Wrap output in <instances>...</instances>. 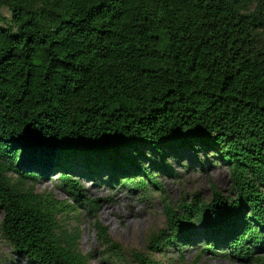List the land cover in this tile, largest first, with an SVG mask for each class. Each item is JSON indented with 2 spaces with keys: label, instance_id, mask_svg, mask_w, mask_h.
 Returning <instances> with one entry per match:
<instances>
[{
  "label": "trees",
  "instance_id": "trees-1",
  "mask_svg": "<svg viewBox=\"0 0 264 264\" xmlns=\"http://www.w3.org/2000/svg\"><path fill=\"white\" fill-rule=\"evenodd\" d=\"M0 237L29 264H91L62 227L59 183L94 208L80 178L159 192L152 249L199 247L264 264V0H0ZM0 22H6L0 15ZM212 154L231 196L166 199L172 154ZM159 162H156V157ZM157 173V174H156ZM99 240L122 248L95 221ZM138 264H161L134 253Z\"/></svg>",
  "mask_w": 264,
  "mask_h": 264
},
{
  "label": "rangeland",
  "instance_id": "rangeland-1",
  "mask_svg": "<svg viewBox=\"0 0 264 264\" xmlns=\"http://www.w3.org/2000/svg\"><path fill=\"white\" fill-rule=\"evenodd\" d=\"M6 22L10 20V13L6 9L0 11ZM155 156V155H154ZM202 168L194 169L186 166H197L199 160L193 153H182L180 159L172 154L167 157L169 169L175 177L157 174V180L162 183L166 192V199L174 207L182 198L190 200V196L198 194L204 201L212 197L211 185H215L223 197L231 196V182L225 164L214 159L212 154L201 155ZM156 162H159L157 156ZM85 190V197L94 202V208L77 206L72 197L59 187V183L49 180L40 181L34 186L39 194L50 193L55 199L69 205L66 215L62 218V227L80 232L79 249L84 255L90 256L91 264H120L111 255V250L101 243L98 238L95 221L108 229L111 239L122 248L124 262L138 264L134 253L161 264H242L225 257H216L204 253L199 247L164 246L160 251L152 249L153 241L160 231L166 227V219L162 211L161 195L152 191L148 197L142 198L138 191L128 189L120 184L94 182L89 178H80ZM0 264H29L26 260L16 256L0 237Z\"/></svg>",
  "mask_w": 264,
  "mask_h": 264
}]
</instances>
